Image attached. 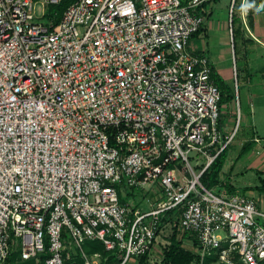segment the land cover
I'll use <instances>...</instances> for the list:
<instances>
[{"label":"built area","instance_id":"1","mask_svg":"<svg viewBox=\"0 0 264 264\" xmlns=\"http://www.w3.org/2000/svg\"><path fill=\"white\" fill-rule=\"evenodd\" d=\"M61 1L0 0V264L16 249L103 264L94 239L114 264H173L172 221L191 264H264L257 199L203 180L241 118L238 104L223 133L212 64L189 45L205 0H75L48 17ZM259 1L231 0L250 32Z\"/></svg>","mask_w":264,"mask_h":264},{"label":"crops","instance_id":"2","mask_svg":"<svg viewBox=\"0 0 264 264\" xmlns=\"http://www.w3.org/2000/svg\"><path fill=\"white\" fill-rule=\"evenodd\" d=\"M209 4V10L208 4L204 8L207 19L189 45L194 51L208 55L213 71L223 82L220 128L224 134L236 123L238 104L241 110L238 131L226 148L220 180L230 183L233 190L254 196L261 207L264 192L256 185L264 178V15L251 11L248 22L251 33L238 11L231 16V2L218 13L212 1ZM238 56L245 62L241 78L234 61ZM221 188L227 187L221 185Z\"/></svg>","mask_w":264,"mask_h":264},{"label":"trees","instance_id":"3","mask_svg":"<svg viewBox=\"0 0 264 264\" xmlns=\"http://www.w3.org/2000/svg\"><path fill=\"white\" fill-rule=\"evenodd\" d=\"M75 0H62L59 4H54L49 6V13L47 14L48 17L50 16H56L57 20L61 17L64 10L67 8L69 4H71ZM185 2V0H183ZM211 1H218V0H205L202 4V9L206 11L204 8L208 3ZM259 6L264 7V0L259 1ZM56 12V14H54ZM235 20V16L233 18ZM203 27V26H202ZM202 27L196 31L192 36L200 32ZM213 77L218 84V86L221 89V102L224 100V93H223V82L221 78L216 76L215 72L213 71ZM227 149L225 148L222 150L216 158L213 160V162L209 165V167L206 169V171L203 174V180L206 184L209 186H216L217 184H221L226 186L229 190H233L232 185L228 182H224L220 180V173L222 170V167L224 165V162L226 160L227 155ZM258 187L264 188V178H261V184L258 185ZM183 238H180L177 233H174L171 238V244L169 245V248L165 251V261L171 262L173 264H191L193 260L197 258V254L192 250L187 248L183 244ZM84 246L89 251H95L100 250L104 253V256L106 257L103 260V264H114L116 261V257L113 256L110 251L106 250L105 246L103 245L102 241L98 239L94 240H87L84 243ZM44 257V256H43ZM145 258L142 259L141 264L145 263ZM6 264H45V261L43 258H28L23 259L21 256L20 249L14 250L11 255L9 256ZM77 264H84L82 259H78ZM203 264H224L217 261V256L212 255L205 258L203 261Z\"/></svg>","mask_w":264,"mask_h":264},{"label":"rangeland","instance_id":"4","mask_svg":"<svg viewBox=\"0 0 264 264\" xmlns=\"http://www.w3.org/2000/svg\"><path fill=\"white\" fill-rule=\"evenodd\" d=\"M231 2V0H220V1H218L217 3H213V1H212V6H213V8H214V10H215V13H218L219 11H220V9H222V7L224 6V5H226V4H229ZM239 3H240V0H238V2H237V7H239ZM208 7V8H207ZM207 9L209 10V8H210V4L208 3V5H207ZM236 12H237V10H236ZM236 39H237V36H236ZM231 41H233L232 39H231ZM236 43H237V45H238V40L236 41ZM234 61H236L235 63H236V69L238 68V70H239V73H240V78H241V75H243L242 73H243V67H244V65H245V62L238 56V60H234ZM233 61V62H234ZM241 80V79H240ZM196 159H197V156L195 155V154H191L190 155V160H191V162H192V164L194 165V167H195V169L196 170H199L200 169V167L202 166V165H197L196 164ZM202 161L204 162L205 161V158H202ZM254 174H255V171H254ZM256 175H259V173L257 172L256 173ZM224 176V175H223ZM226 175L224 176V179H226ZM234 179H237V177H235ZM223 181V180H222ZM261 184V183H260ZM259 184V185H260ZM221 186V184H217L216 186H215V189H219V187ZM257 187H258V185H256ZM259 189H261L263 192H264V188H262V187H259ZM136 191L139 193V195H141L142 196V194H141V191L139 190V189H136ZM139 195H136L135 197H136V199L138 200H142L143 201V207L144 208H148L149 207V205L148 204H146V202L147 203H149L148 201H149V199H150V196L146 199V198H144L143 196L141 197V198H139L138 196ZM144 198V199H143ZM262 206H263V208H262V206L260 207L259 205V208H261L262 210H264V201H263V203L261 204ZM262 221H264L263 219H261ZM174 233H177V234H179V232H178V229H177V224L176 225H174L173 224V221L172 222H166V224H165V226H164V232L161 234V236L159 237V239L161 240V239H171L172 238V236H173V234ZM162 244V243H161ZM185 244L187 245V242H185Z\"/></svg>","mask_w":264,"mask_h":264}]
</instances>
